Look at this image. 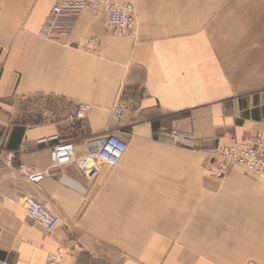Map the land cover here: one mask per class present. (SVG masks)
Masks as SVG:
<instances>
[{
	"label": "crops",
	"instance_id": "obj_1",
	"mask_svg": "<svg viewBox=\"0 0 264 264\" xmlns=\"http://www.w3.org/2000/svg\"><path fill=\"white\" fill-rule=\"evenodd\" d=\"M54 2L0 0V264H264V180L202 167L212 146L264 131V0H133L132 35L82 12L44 40ZM171 131L192 148L161 138ZM110 133L127 148L92 180L51 166L61 140L81 156ZM26 195L59 217L55 230L27 216Z\"/></svg>",
	"mask_w": 264,
	"mask_h": 264
},
{
	"label": "built area",
	"instance_id": "obj_2",
	"mask_svg": "<svg viewBox=\"0 0 264 264\" xmlns=\"http://www.w3.org/2000/svg\"><path fill=\"white\" fill-rule=\"evenodd\" d=\"M87 12L103 14L106 30L117 35H132L136 29V10L133 0H55L51 7L45 27L37 32L44 40H52L57 33L69 32L77 22V16ZM100 39L90 36L83 43V50L94 53ZM90 106L85 103L77 105L75 117L83 118ZM120 115L119 112L116 113ZM164 140L175 145L192 148V139L188 134L171 131L162 136ZM42 138L39 141H45ZM85 154L75 155L74 142L70 139L54 144L49 151L51 166H60L74 162L77 167L92 180L99 171V162L115 165L124 154L127 143L114 133L88 138L84 142ZM24 148H20L22 152ZM15 158L14 152H8L7 163ZM203 169L216 179L224 178L231 170L240 168L244 173L264 180V131L248 134L241 139H234L227 144H216L206 154ZM18 171L23 173L29 182L42 180L43 172H28L20 164ZM27 216L40 224L45 230H55L60 222L59 217L43 203L32 196L26 195L22 201ZM47 264H56L53 256H49ZM245 264H259L247 261Z\"/></svg>",
	"mask_w": 264,
	"mask_h": 264
},
{
	"label": "rangeland",
	"instance_id": "obj_3",
	"mask_svg": "<svg viewBox=\"0 0 264 264\" xmlns=\"http://www.w3.org/2000/svg\"><path fill=\"white\" fill-rule=\"evenodd\" d=\"M56 264H59V263H56ZM83 264H103V263H100V261H97V260H88L87 262ZM114 264H126V263L121 262V261H115ZM127 264H130V263H127Z\"/></svg>",
	"mask_w": 264,
	"mask_h": 264
}]
</instances>
